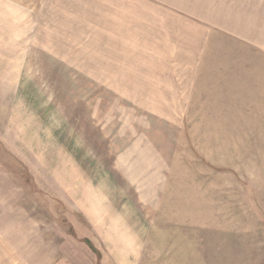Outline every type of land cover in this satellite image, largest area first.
I'll return each instance as SVG.
<instances>
[{"label":"rangeland","instance_id":"obj_1","mask_svg":"<svg viewBox=\"0 0 264 264\" xmlns=\"http://www.w3.org/2000/svg\"><path fill=\"white\" fill-rule=\"evenodd\" d=\"M98 1L0 0V264H264V0Z\"/></svg>","mask_w":264,"mask_h":264},{"label":"crops","instance_id":"obj_2","mask_svg":"<svg viewBox=\"0 0 264 264\" xmlns=\"http://www.w3.org/2000/svg\"><path fill=\"white\" fill-rule=\"evenodd\" d=\"M96 1L95 3H100L98 0ZM107 4L110 12H105L103 8L102 10L99 8L101 10L100 17L107 18L110 26H116L117 29L109 30V34L113 37L115 49L120 51V47L123 46L125 54H127V50L134 49V53L141 51V49L145 50L146 45L151 40L147 38L148 35L151 38L155 37L154 41H156L157 34H162L165 31V24L170 31V26L173 23L178 25L181 18L187 20L193 30L195 27L206 30V26L209 25L207 22L189 19L187 16L179 14V10L187 8L188 5H181L178 0H107ZM131 15L138 16V21L135 23L130 21ZM172 20L173 23H171ZM126 26L131 27L132 30ZM135 27H140L139 36H135L137 33ZM114 55L121 56L120 53L115 52Z\"/></svg>","mask_w":264,"mask_h":264}]
</instances>
